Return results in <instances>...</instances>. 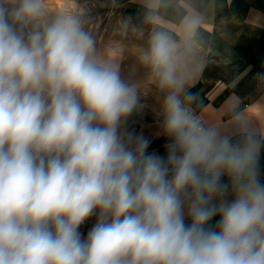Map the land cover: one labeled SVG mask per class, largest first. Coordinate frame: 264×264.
Returning <instances> with one entry per match:
<instances>
[{"label": "clouds", "instance_id": "9594fccd", "mask_svg": "<svg viewBox=\"0 0 264 264\" xmlns=\"http://www.w3.org/2000/svg\"><path fill=\"white\" fill-rule=\"evenodd\" d=\"M67 3L0 0V264H264V140L233 141L192 108L201 13L141 0L136 57L164 94L161 155L124 127L143 107L137 86Z\"/></svg>", "mask_w": 264, "mask_h": 264}, {"label": "crops", "instance_id": "0c3cea01", "mask_svg": "<svg viewBox=\"0 0 264 264\" xmlns=\"http://www.w3.org/2000/svg\"><path fill=\"white\" fill-rule=\"evenodd\" d=\"M110 2L113 7H120L135 27L149 31L143 23L141 0ZM187 3L204 19L196 37L197 55L187 61V86L195 97L193 110L206 126L217 128L233 141L242 140L248 131L264 140V0H187ZM180 14L169 9L164 14L165 27L175 30ZM153 88L146 91L151 99L142 103L143 107L128 118L124 127L150 141L148 152L164 155L167 140L158 116L164 94L158 95L157 86ZM259 167L264 182V148ZM223 179L228 182L227 177ZM232 198L229 190L225 199ZM97 219L98 212L88 232ZM218 219L219 216L214 217L210 224L215 225ZM186 223H190L187 216ZM88 232L82 238L86 239Z\"/></svg>", "mask_w": 264, "mask_h": 264}, {"label": "rangeland", "instance_id": "374dc122", "mask_svg": "<svg viewBox=\"0 0 264 264\" xmlns=\"http://www.w3.org/2000/svg\"><path fill=\"white\" fill-rule=\"evenodd\" d=\"M48 2L52 8L69 6L67 0ZM75 5L86 10L90 18L89 27L97 37L98 49L119 63L122 78L137 86L141 103L150 100L151 94L146 91L154 90L153 86L157 85L136 57L137 50L146 47L149 31L135 27L122 9L116 5L113 7L110 0H75ZM126 20L128 23L125 27ZM155 90L158 95L162 93L158 86Z\"/></svg>", "mask_w": 264, "mask_h": 264}, {"label": "built area", "instance_id": "2783aa9c", "mask_svg": "<svg viewBox=\"0 0 264 264\" xmlns=\"http://www.w3.org/2000/svg\"><path fill=\"white\" fill-rule=\"evenodd\" d=\"M193 111H194V110H193ZM194 113L198 116V118H200V116H199L195 111H194ZM200 119H201V118H200ZM93 216H94V215H92L87 221H85L84 224L81 225L79 231H80V233L82 234V237H84V236L87 234L88 229H89V227H90V225H91V223H92Z\"/></svg>", "mask_w": 264, "mask_h": 264}]
</instances>
